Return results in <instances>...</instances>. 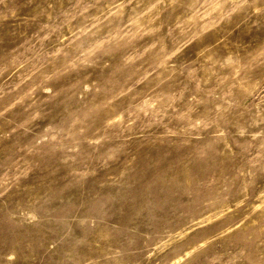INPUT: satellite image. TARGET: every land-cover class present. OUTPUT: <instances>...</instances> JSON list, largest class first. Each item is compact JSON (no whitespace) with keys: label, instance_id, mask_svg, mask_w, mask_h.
I'll list each match as a JSON object with an SVG mask.
<instances>
[{"label":"rangeland","instance_id":"obj_1","mask_svg":"<svg viewBox=\"0 0 264 264\" xmlns=\"http://www.w3.org/2000/svg\"><path fill=\"white\" fill-rule=\"evenodd\" d=\"M0 264H264V0H0Z\"/></svg>","mask_w":264,"mask_h":264}]
</instances>
